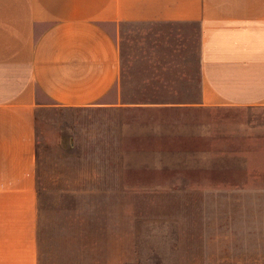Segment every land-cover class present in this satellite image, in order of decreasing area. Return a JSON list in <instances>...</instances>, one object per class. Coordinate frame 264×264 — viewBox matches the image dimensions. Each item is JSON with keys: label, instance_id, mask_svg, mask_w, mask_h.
I'll use <instances>...</instances> for the list:
<instances>
[{"label": "rangeland", "instance_id": "374dc122", "mask_svg": "<svg viewBox=\"0 0 264 264\" xmlns=\"http://www.w3.org/2000/svg\"><path fill=\"white\" fill-rule=\"evenodd\" d=\"M180 33L122 23L119 102L38 118V233L54 260L264 264V107L197 106Z\"/></svg>", "mask_w": 264, "mask_h": 264}, {"label": "crops", "instance_id": "0c3cea01", "mask_svg": "<svg viewBox=\"0 0 264 264\" xmlns=\"http://www.w3.org/2000/svg\"><path fill=\"white\" fill-rule=\"evenodd\" d=\"M122 23L180 27L197 106L264 107V0H0V264H74L41 246L37 121L119 102Z\"/></svg>", "mask_w": 264, "mask_h": 264}]
</instances>
